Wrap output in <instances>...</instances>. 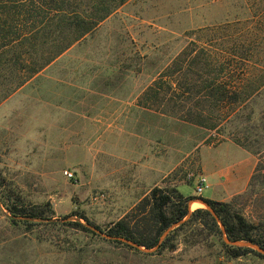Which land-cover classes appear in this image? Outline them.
Returning <instances> with one entry per match:
<instances>
[{
  "label": "rangeland",
  "instance_id": "rangeland-1",
  "mask_svg": "<svg viewBox=\"0 0 264 264\" xmlns=\"http://www.w3.org/2000/svg\"><path fill=\"white\" fill-rule=\"evenodd\" d=\"M263 14L264 0H130L1 101L5 121L13 127L5 130L0 154V264H264L255 250L229 257L220 243L226 244V235L221 233L219 241L207 231L203 241L186 232L174 251L160 255L118 245L106 228L133 208L116 206V198L103 192L108 178L100 182L92 170H77V160L91 162V143L80 158L70 150L78 132L92 135L94 123L108 126L129 117L132 106L189 42L230 45L232 38L261 24ZM257 45L264 46L260 40ZM187 131L182 127V133ZM205 132L213 135L212 142L233 139L255 157L248 189L229 203L264 231V88L223 129L209 133L198 127L197 139ZM210 153L217 166L236 173L238 155L203 151V161ZM176 174L184 180L183 172ZM177 190L197 198L193 184H180ZM208 195L204 190L202 198ZM194 203L199 206L189 208L190 214L206 209L200 200ZM6 205L38 208L45 218L14 217Z\"/></svg>",
  "mask_w": 264,
  "mask_h": 264
},
{
  "label": "trees",
  "instance_id": "trees-1",
  "mask_svg": "<svg viewBox=\"0 0 264 264\" xmlns=\"http://www.w3.org/2000/svg\"><path fill=\"white\" fill-rule=\"evenodd\" d=\"M128 1L0 0V87L3 91L0 102L91 34ZM259 20L261 24L252 26L221 48L208 42H189L157 75L138 105L209 133L223 129L264 88V46L257 45L258 40L264 44V14ZM192 199L184 197L173 186L154 187L129 214L110 224L106 234L148 250L157 246L153 255H160L165 250L174 251L186 232L203 241L202 235L207 231L208 237L221 241L217 218L229 241L250 242L264 249L260 223L247 220L230 203L208 199L202 201L216 218L206 209H197L160 241L169 228L186 218L188 202ZM6 206L14 217L45 218L38 208ZM115 243L137 252L126 244ZM220 243L231 258L256 254L248 248Z\"/></svg>",
  "mask_w": 264,
  "mask_h": 264
},
{
  "label": "crops",
  "instance_id": "crops-1",
  "mask_svg": "<svg viewBox=\"0 0 264 264\" xmlns=\"http://www.w3.org/2000/svg\"><path fill=\"white\" fill-rule=\"evenodd\" d=\"M5 108L6 105L0 103V154L5 152V130L13 127L12 122L5 121ZM131 110L129 117L108 126H101L99 121L94 123L92 135L80 131L76 139L71 140L70 150L76 152L78 158L80 152H85V146L92 144L91 162L77 160V170H92L93 176L101 177L100 182L108 178V186H103L102 190L116 198V206L132 209L150 190L162 187V184L176 189L180 184L194 185L193 180L187 179L190 174H201L207 179L209 195L197 196L188 205L202 199L229 203L248 189L255 173L256 159L240 145L228 139L212 142L213 135L207 132L198 140L196 126L140 105H133ZM182 127L187 128L186 134L182 133ZM212 150H216V156L227 157L229 151L238 155L241 159L236 173L232 167L223 169L217 166L216 157L211 153L206 156L207 162L203 161L202 152ZM178 171L184 173V180L181 175H174Z\"/></svg>",
  "mask_w": 264,
  "mask_h": 264
},
{
  "label": "water",
  "instance_id": "water-1",
  "mask_svg": "<svg viewBox=\"0 0 264 264\" xmlns=\"http://www.w3.org/2000/svg\"><path fill=\"white\" fill-rule=\"evenodd\" d=\"M200 202L205 206V208H206V210H208L209 212H211L212 213V215L214 216V214H213V212H212V210L210 209V207L206 204V203H204L202 200H200ZM189 206H190V204L188 205V210H189ZM189 216H190V213H189V211H188V215L186 216V218L182 221V222H180V223H178V224H175V225H173L171 228H169L163 235H162V237L160 238V241H162L163 239H164V237L171 231V230H173L175 227H177L179 224H181V223H183L184 221H186V219H188L189 218ZM215 217V216H214ZM216 218V217H215ZM216 221H217V223H218V225H219V227H220V229H221V233L223 234V235H225V231H224V228H223V226L221 225V223H220V221L216 218ZM109 239H111V240H114V241H118V242H121V243H123V244H126V245H128V246H130V247H133V248H135L136 250H139V251H142V252H146V253H150V252H155L156 250H157V246L156 247H154L153 249H144V248H142V247H139V246H137L136 244H134V243H132V242H130V241H128V240H125V239H123V238H115V237H109V236H107ZM225 237V236H224ZM224 241H225V243L227 244V245H230V246H233V247H239V248H248V249H251V250H255V251H257L259 254H261V255H263L264 256V249H262V248H260L258 245H256V244H253V243H250V242H245V241H229V240H227L226 238H224Z\"/></svg>",
  "mask_w": 264,
  "mask_h": 264
},
{
  "label": "built area",
  "instance_id": "built-area-1",
  "mask_svg": "<svg viewBox=\"0 0 264 264\" xmlns=\"http://www.w3.org/2000/svg\"><path fill=\"white\" fill-rule=\"evenodd\" d=\"M64 174L68 177L72 176L70 173L67 172H65ZM187 179L194 181V191L196 192V195L198 197H200L204 192V190L208 188L207 179L201 174H196V175L190 174L187 176Z\"/></svg>",
  "mask_w": 264,
  "mask_h": 264
},
{
  "label": "bare ground",
  "instance_id": "bare-ground-1",
  "mask_svg": "<svg viewBox=\"0 0 264 264\" xmlns=\"http://www.w3.org/2000/svg\"><path fill=\"white\" fill-rule=\"evenodd\" d=\"M198 206H199V205H198L197 203H191L190 206H189V208H190L191 210H193V209L197 208Z\"/></svg>",
  "mask_w": 264,
  "mask_h": 264
}]
</instances>
